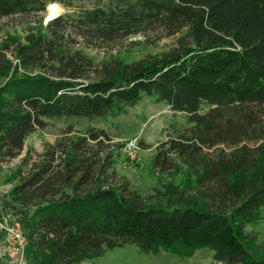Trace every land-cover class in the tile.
<instances>
[{"label": "trees", "instance_id": "1", "mask_svg": "<svg viewBox=\"0 0 264 264\" xmlns=\"http://www.w3.org/2000/svg\"><path fill=\"white\" fill-rule=\"evenodd\" d=\"M52 4L76 12L0 41V75L13 73L0 89V163L21 156L48 120L117 117L154 98L190 125L162 144L155 166L173 170L176 156L188 162L216 208L148 206L128 182L112 187V136L90 129L14 176L0 217H19L28 256L85 264L133 244L144 254L210 249L214 264H264L244 237L264 208V0H0V20ZM150 33L176 44L132 63L86 51ZM240 172L247 177L237 181Z\"/></svg>", "mask_w": 264, "mask_h": 264}, {"label": "rangeland", "instance_id": "2", "mask_svg": "<svg viewBox=\"0 0 264 264\" xmlns=\"http://www.w3.org/2000/svg\"><path fill=\"white\" fill-rule=\"evenodd\" d=\"M57 12L56 17L74 15L76 11L58 5ZM50 14L48 7L45 13L37 16L1 19L0 41L11 35H26L29 28L40 21L47 25L54 19ZM176 39L177 37L165 38L158 33H150L131 37L109 47L92 46L86 51L99 61L120 57L125 62L132 63L169 51L175 46ZM11 59L14 63L17 62L15 58ZM19 72L29 75L38 73L22 68ZM12 74L0 75V89ZM206 110L208 107L204 106L202 112ZM189 127L185 113L174 112L167 104L157 102L154 98L143 99L137 106L129 109L127 114L117 117L48 120L45 128L37 130L28 138L21 156L0 163V205L8 200L9 193L18 183L14 179L15 174L21 171L22 175H27L48 147L61 140L85 136L88 130L95 129L105 130L112 136V141L108 142V151L113 154V169L116 173L111 180L112 187L128 182L131 190L137 192L148 206L163 204L170 210L186 204L215 210L216 204H210L206 190L197 186L196 176L190 170L188 162L176 156L174 159L177 166L173 170L163 171L155 166V158L162 144L178 138ZM130 145L132 146L129 147ZM246 177V173L240 172L235 179L241 181ZM182 198L184 202H181ZM244 237L255 256H264V208L260 220L245 228ZM213 253L210 249H199L188 257L180 250L173 252L162 249L157 253L144 254L136 245L128 244L106 250L102 256L90 259L85 264H214ZM26 257L29 263L36 264L28 254Z\"/></svg>", "mask_w": 264, "mask_h": 264}, {"label": "built area", "instance_id": "3", "mask_svg": "<svg viewBox=\"0 0 264 264\" xmlns=\"http://www.w3.org/2000/svg\"><path fill=\"white\" fill-rule=\"evenodd\" d=\"M0 230L3 233L2 252L7 256L10 264H31L26 257L29 240L19 217L12 212L2 213Z\"/></svg>", "mask_w": 264, "mask_h": 264}, {"label": "crops", "instance_id": "4", "mask_svg": "<svg viewBox=\"0 0 264 264\" xmlns=\"http://www.w3.org/2000/svg\"><path fill=\"white\" fill-rule=\"evenodd\" d=\"M2 243L3 241H0V264H8V258L7 256L2 252Z\"/></svg>", "mask_w": 264, "mask_h": 264}, {"label": "bare ground", "instance_id": "5", "mask_svg": "<svg viewBox=\"0 0 264 264\" xmlns=\"http://www.w3.org/2000/svg\"><path fill=\"white\" fill-rule=\"evenodd\" d=\"M49 10L51 12V18H55L58 14L57 10H58V4H52L49 6Z\"/></svg>", "mask_w": 264, "mask_h": 264}]
</instances>
